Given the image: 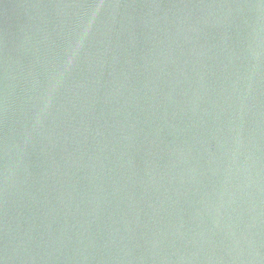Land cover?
<instances>
[{
  "label": "water",
  "instance_id": "95a60500",
  "mask_svg": "<svg viewBox=\"0 0 264 264\" xmlns=\"http://www.w3.org/2000/svg\"><path fill=\"white\" fill-rule=\"evenodd\" d=\"M0 264H264V0H0Z\"/></svg>",
  "mask_w": 264,
  "mask_h": 264
}]
</instances>
